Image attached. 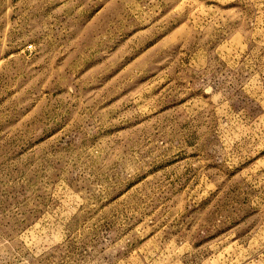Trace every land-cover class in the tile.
Returning a JSON list of instances; mask_svg holds the SVG:
<instances>
[{"label":"rangeland","instance_id":"obj_1","mask_svg":"<svg viewBox=\"0 0 264 264\" xmlns=\"http://www.w3.org/2000/svg\"><path fill=\"white\" fill-rule=\"evenodd\" d=\"M0 264H264V0H0Z\"/></svg>","mask_w":264,"mask_h":264}]
</instances>
